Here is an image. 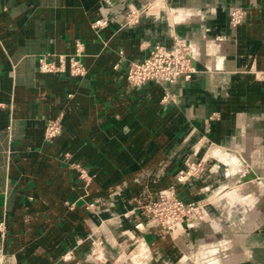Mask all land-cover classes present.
Masks as SVG:
<instances>
[{
    "label": "crops",
    "instance_id": "crops-1",
    "mask_svg": "<svg viewBox=\"0 0 264 264\" xmlns=\"http://www.w3.org/2000/svg\"><path fill=\"white\" fill-rule=\"evenodd\" d=\"M175 39L191 78L130 87ZM76 41L83 76L39 71ZM188 161L201 173L177 181ZM169 187L205 202L177 234L146 214ZM2 219L11 264H264V0H0Z\"/></svg>",
    "mask_w": 264,
    "mask_h": 264
},
{
    "label": "built area",
    "instance_id": "built-area-1",
    "mask_svg": "<svg viewBox=\"0 0 264 264\" xmlns=\"http://www.w3.org/2000/svg\"><path fill=\"white\" fill-rule=\"evenodd\" d=\"M141 11L138 13L131 11L126 17V23L135 24ZM244 11L235 7L230 12V23L237 25L243 18ZM108 24L105 19H97L94 21L93 28H102ZM83 47L82 43L75 42V51L69 57L67 63L63 55L58 57L56 63L50 58L49 54H43L38 57V69L44 73H61L68 71L71 76H83L86 68L82 62ZM192 48L182 40L175 39L171 47L156 44L151 47L146 57L131 62L126 70V81L130 87H140L149 81L157 83H173L178 78L189 80L194 72L191 65ZM164 100L166 97L163 98ZM61 124L59 119L49 121L45 126V137L47 139L54 138L59 134ZM203 165L201 162L188 161L186 169L179 173L176 177L177 181H185L190 177L201 173ZM146 214L148 221L160 227L169 233H176L177 230L183 228L184 224L189 223L196 217L202 218L205 215V202L202 200L184 202L177 194L173 187H169L162 191L158 198L147 205ZM137 228L142 223L135 225ZM6 226L4 220H0V264H11L3 251ZM101 242H95L91 255L98 259L101 255L97 253Z\"/></svg>",
    "mask_w": 264,
    "mask_h": 264
}]
</instances>
